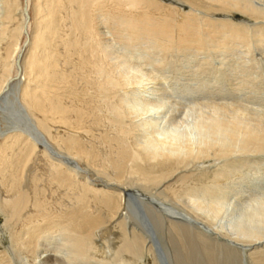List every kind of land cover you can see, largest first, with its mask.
I'll return each mask as SVG.
<instances>
[{
	"label": "bare ground",
	"instance_id": "6f19581e",
	"mask_svg": "<svg viewBox=\"0 0 264 264\" xmlns=\"http://www.w3.org/2000/svg\"><path fill=\"white\" fill-rule=\"evenodd\" d=\"M3 1L0 264H264V233L250 225L264 191L223 223L245 193L230 187L249 163L234 156L264 154V112L225 94L166 100L154 73L195 46L258 49L263 64L264 0ZM150 48L163 52L156 64L132 55ZM21 110L33 131L18 127ZM190 128L206 134L184 141Z\"/></svg>",
	"mask_w": 264,
	"mask_h": 264
},
{
	"label": "rangeland",
	"instance_id": "374dc122",
	"mask_svg": "<svg viewBox=\"0 0 264 264\" xmlns=\"http://www.w3.org/2000/svg\"><path fill=\"white\" fill-rule=\"evenodd\" d=\"M4 1L3 0H0V28H1V26H2V20H1V17L3 16V14L5 13V6H4V3H3ZM34 9V8H33ZM191 9H190V7H186L185 9H184V12L185 13H191V14H195V12H193V11H190ZM33 11L34 10H32V14H33V21H34V14H35V12L33 13ZM4 12V13H3ZM206 19H207V17H205ZM216 19H225V17H223L222 15L221 16H217V17H215ZM228 17H226V19H227ZM227 20H231V22L233 21L234 23H240V21H246V22H250V20H248V19H246V18H244V17H242V16H240V15H235V17H229ZM221 21V20H220ZM230 22V21H229ZM143 37V36H142ZM142 39V38H141ZM141 39H137L136 40V42L137 43H140V42H142V43H144V42H147L146 44H144L146 47H147V44L150 42V40L149 41H143V39H142V41H141ZM140 40V41H139ZM253 40V39H252ZM251 40V41H252ZM256 45V44H255ZM212 46V45H211ZM240 47V48H239ZM238 48H235V46L233 45L232 47L230 46L229 48H221V49H213V47H205V49H203V48H199V46H195L194 48H192V50L190 49L189 51H187L188 52V54H187V52H184V51H176L175 53L174 52H172L173 53V56L171 55V53H170V55H169V57L170 58H172V59H174V60H172V59H170V58H168V59H170L172 62V64H170V60H164V63H165V69L164 68H160V70L159 69H157L154 73H156L157 74V77L159 78V80H161L162 79V81H163V85L162 86H164L163 88L165 89V90H167L166 92H164V96H165V98H166V100L168 99V100H170V101H173V102H178V103H180V104H186V105H189L190 103H197V101H198V103H199V101L200 102H210V103H215V102H217V103H219L220 102V96L221 95H224L225 97H224V100H223V102L224 101H227V102H231L232 104H234V105H236V106H243L244 107V105H245V107H247L249 110H252V111H257V109H258V111H259V113L261 112H264L262 109H264L263 107H264V87H262V86H264V73L262 74L261 73V71L263 70V68H264V63L263 64H260L257 60H258V58L259 59H261V58H263L262 56H261V54H260V50H256V49H248V48H246L245 46L243 47V46H239ZM158 49V50H157ZM225 49V50H224ZM227 49H228V51H227ZM235 49V50H234ZM135 50V49H134ZM161 49L160 48H154V49H152V48H150V50L149 49H147L146 51H148V52H150L149 53V56L145 53V51L144 50H135V51H133V54L132 55H134L133 57L135 58V60H140V61H138L139 63H143L144 64V62L145 63H148V61H151V63L152 64H156V62H159V59H161V58H163V52H162V50L160 51ZM256 50V51H255ZM230 51V52H229ZM242 51V52H241ZM157 52V53H156ZM160 52H162V53H160ZM178 52V53H177ZM225 52V53H224ZM235 53V54H234ZM242 53V54H241ZM239 54V55H238ZM160 56V57H158V56ZM247 55V56H246ZM136 56V57H135ZM209 56V57H208ZM240 56H242V57H239ZM155 57H156V59H155ZM177 57V58H176ZM226 57V58H225ZM145 58V59H144ZM243 58V59H242ZM245 58H246V60H245ZM147 59V60H146ZM229 59V60H228ZM234 61V62H233ZM251 61V62H250ZM155 62V63H154ZM176 62V63H175ZM257 62V63H256ZM251 66H250V65ZM170 67H169V66ZM172 66L174 67V68H172ZM255 66V67H254ZM171 69H169V68ZM259 68V69H258ZM155 69H156V67H155ZM175 69V70H174ZM255 69V70H254ZM148 70V69H147ZM149 70H153V68H150L149 67ZM180 70V71H179ZM210 70V71H209ZM230 70V71H229ZM236 70V71H235ZM164 72V74H163V72ZM224 73H223V72ZM234 71V72H233ZM264 71V70H263ZM262 71V72H263ZM162 73V75L160 74V73ZM217 72V73H216ZM240 72V73H239ZM244 72V73H243ZM256 72V73H255ZM177 73V74H176ZM215 73V74H214ZM220 73V74H219ZM197 74V75H196ZM237 74V75H236ZM249 74V75H248ZM163 75H166V76H163ZM186 75V76H185ZM188 75V76H187ZM211 75V76H210ZM222 77H221V76ZM224 75H226L225 77H224ZM249 77V78H247V76ZM259 75H261L260 77H259ZM203 76V77H202ZM234 76V77H233ZM236 76V77H235ZM238 76H239V78H238ZM182 77V78H181ZM243 77V78H242ZM251 77V78H250ZM254 77H256V78H258V79H256V78H254ZM218 78V79H217ZM224 78V80H222ZM229 78H230V81H229ZM238 78V79H237ZM245 78H247V79H245ZM261 80H260V79ZM234 79V80H233ZM236 79V80H235ZM214 80V81H213ZM219 80V81H218ZM228 80V81H227ZM249 80H251V83H250V81ZM255 80V81H254ZM227 81V82H226ZM246 81V82H245ZM253 81V82H252ZM257 81V82H256ZM201 82V83H200ZM207 82V83H206ZM229 82V83H228ZM240 82V83H239ZM241 82H245L244 84L243 83H241ZM215 83V84H214ZM231 83V84H230ZM249 83V84H248ZM200 84V85H199ZM229 84H230V86H229ZM234 84V85H233ZM237 86H236V85ZM253 84V85H252ZM256 85V87H255V85ZM259 84V85H258ZM206 85H208V86H206ZM216 85V86H215ZM241 85V86H240ZM260 85H261V87H260ZM161 86V85H160ZM159 86V87H160ZM200 86H203L202 88L203 89H206V91L204 90V91H198V88H200ZM210 86V87H209ZM222 86V87H221ZM229 88H228V87ZM167 87H168V89H167ZM189 87V88H188ZM215 87V88H214ZM220 87H221V89H220ZM238 87H240V88H238ZM251 87V89H249ZM232 88V89H231ZM242 88V89H241ZM247 88V89H246ZM210 89L212 90V93H211V91H210ZM226 89V90H225ZM231 89V90H230ZM239 89V90H238ZM241 89V90H240ZM253 89V90H252ZM258 91H257V90ZM217 90V91H216ZM222 90V91H221ZM252 91V92H250V91ZM221 91V92H220ZM229 91V92H228ZM232 91H234V92H232ZM244 93H243V92ZM246 91H247V93H246ZM257 91V92H256ZM186 92V93H185ZM200 92V93H199ZM208 92V93H207ZM226 92V93H225ZM237 92H239V93H237ZM181 95H180V94ZM190 93V94H189ZM207 93V94H206ZM231 93V94H230ZM242 93H243V95H242ZM254 93V94H253ZM178 94V95H177ZM221 94V95H220ZM235 94H238V95H235ZM247 94V95H246ZM260 94V95H259ZM206 95V96H205ZM220 95V96H219ZM234 97H233V96ZM242 95V96H241ZM250 95V96H249ZM253 95H255V96H253ZM257 95V96H256ZM183 96V97H182ZM187 96V97H186ZM195 96V97H194ZM213 96V97H212ZM241 97V100H240V97ZM248 96V97H247ZM252 96V97H251ZM211 98V100H209L210 98ZM219 97V98H218ZM239 99H238V98ZM251 97V98H250ZM191 98H193V99H191ZM206 98V99H205ZM253 98V99H252ZM197 99V100H196ZM200 99V100H199ZM203 99H205V100H203ZM217 99V100H216ZM237 99V100H236ZM244 99V100H243ZM257 99H259V100H257ZM203 100V101H202ZM216 100V101H215ZM232 100V101H231ZM239 100V101H238ZM248 102H247V101ZM250 100V101H249ZM16 101V100H15ZM213 101V102H212ZM222 101V100H221ZM235 101V102H234ZM253 103H252V102ZM259 101V102H258ZM256 102L258 103L257 105H256ZM261 102H263V103H261ZM188 103V104H187ZM237 103H241V104H243V103H245V104H243V105H238ZM249 103H250V105H249ZM16 104V103H15ZM14 104V105H15ZM182 104V105H183ZM252 104V105H251ZM185 105V109H190L191 107L190 106H186ZM254 105V106H253ZM263 105V106H262ZM249 106V107H248ZM256 107H257V109H256ZM10 108V109H9ZM255 108V109H254ZM4 111H5V113H4V115H6V116H8V117H12V114H13V112L15 111V108L14 107H8V105H6V107L4 108ZM23 113V114H22ZM185 113H183V114H180V115H177V117L178 118H176V121H180L182 118L184 119V117H185ZM20 116L22 117V118H24L25 120H23L21 117H19L20 119H22L21 120V122H19L20 124H18L19 126L18 127H20V128H23V129H27V130H31V131H33L32 130V127H31V125L29 124V123H27V121H28V119H26L27 117H25L26 115H24V112L21 110L20 111ZM13 118V117H12ZM11 118V119H12ZM15 118H17V116H16V114H15ZM14 118V119H15ZM19 118H17V119H19ZM13 120V119H12ZM190 122H192V119H190L189 120V123ZM175 123V122H174ZM30 125V126H29ZM184 129V128H183ZM183 129H181L180 131L183 133V132H185V129H184V131H183ZM189 131L191 132V131H193V129H189ZM189 131H187V132H189ZM189 132V133H190ZM188 133V134H189ZM191 133H193L192 134V136L191 137H189V136H187L186 137V139H185V136H184V141L185 140H189V139H187V138H190V139H192V142H194V143H196L197 141L199 142L200 140H201V138L202 137H204L205 136V134L206 133H204L203 135H202V137L201 136H198V135H196V131H195V133H194V131L193 132H191ZM195 134V135H194ZM193 135H194V137H193ZM195 136L197 137V138H199V139H197L196 138V140L195 139H193V138H195ZM194 140V141H193ZM197 142V143H198ZM0 145H2L1 143H0ZM1 147V146H0ZM12 155V152H10V156ZM246 155H249L248 157L246 156ZM254 155V156H253ZM253 155H251V154H245V155H236V156H234L235 158H239V159H242V161H245V164L246 163H248V164H246L245 166L246 167H244V169L243 170H241V171H239V178H235L234 179V181H232L231 183H230V187H235L236 188V190H238L239 189V187H240V189H244L245 191V193L243 194V198L241 197V199L243 200V199H246V200H241L240 201V199H239V201H237L236 203H235V206L236 207H234L233 206V208H231L230 210H229V212L225 215V218H227V219H230L231 221H227V219H225L224 221H223V223L227 226L228 225V223H230V222H232V219H233V221L235 220H237L238 219V217H239V212L241 213L242 212V210H243V208L244 207H246L247 206V204L246 203H249V199L251 198V197H255V195L257 196H260V195H262L261 193H263V191L264 190H261V189H264V188H262V187H264V185H263V180H259V181H256V182H254V184H253V187H252V189L250 190V189H248L247 187H243V186H246V184L249 182V180L251 181L252 179H253V174L254 173H256L257 172V177H261V176H263L264 175V154H253ZM260 157H259V156ZM263 157H262V156ZM238 156V157H237ZM239 156H242V157H239ZM244 156V157H243ZM250 156H252V157H250ZM14 163V162H13ZM239 163L240 164H242L243 162H241V161H239ZM254 164H255V167H254ZM8 164L6 163V165L5 166H7ZM243 165V164H242ZM257 165V166H256ZM258 166H260L261 168H259ZM248 167H249V169H248ZM255 168V169H252V168ZM258 167V168H257ZM253 173V174H252ZM243 175V176H242ZM244 177V179H240V177ZM246 178V179H245ZM239 179V180H238ZM236 181H237V183H236ZM235 184V185H234ZM254 191V192H253ZM258 193V194H257ZM260 194V195H259ZM252 195H254V196H252ZM244 201H248V202H244ZM241 205H240V204ZM246 204V205H245ZM244 205V206H243ZM241 206V207H240ZM239 208V212H238V209ZM264 209V208H263ZM237 210V211H236ZM251 211V210H250ZM263 210L261 209V211L259 210L258 211V213H260V212H262ZM233 212H236V214L234 215V214H232ZM238 212V213H237ZM249 213V215H250V212H248ZM248 213L247 214H245L244 216L245 217H243L242 219H243V223H246L247 225H249L250 224V222L249 221H251V219L250 218H247L249 215H248ZM230 214V215H229ZM253 214V213H252ZM229 215V216H228ZM233 215V216H232ZM236 215H238V216H236ZM247 215V216H246ZM263 217V216H262ZM257 218V219H256ZM249 219V220H248ZM247 220V221H246ZM262 220V221H261ZM255 221H256V223H255ZM264 225V217L263 218H261V216L260 217H255L254 218V221H253V224H250V225H252V226H257V227H259V229L261 230V232H263L264 233V226L262 225V224ZM250 225H249V227H250ZM262 225V226H261ZM60 238V237H59ZM52 242H49L48 244H47V246L49 245V248H52V247H58V245L60 246V244L56 241V239L55 240H51ZM260 249H264V247H261ZM85 262H87L86 264H89L90 263V261H78L77 263H75V264H85ZM70 264H73V262L72 263H70ZM90 264H92V263H90Z\"/></svg>",
	"mask_w": 264,
	"mask_h": 264
}]
</instances>
